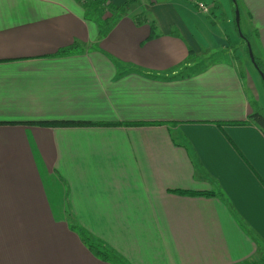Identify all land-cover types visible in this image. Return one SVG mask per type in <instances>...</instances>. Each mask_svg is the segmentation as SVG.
Listing matches in <instances>:
<instances>
[{
	"label": "crops",
	"instance_id": "obj_1",
	"mask_svg": "<svg viewBox=\"0 0 264 264\" xmlns=\"http://www.w3.org/2000/svg\"><path fill=\"white\" fill-rule=\"evenodd\" d=\"M199 2L208 14L139 0L99 36L75 0H0V264H111L74 221L128 264H264V136L216 125L263 113L264 86L229 56L241 43L230 0ZM236 2L264 66V0ZM73 42L81 54L53 58ZM219 53L188 78L137 73L168 77ZM64 180L81 194L71 207Z\"/></svg>",
	"mask_w": 264,
	"mask_h": 264
},
{
	"label": "trees",
	"instance_id": "obj_2",
	"mask_svg": "<svg viewBox=\"0 0 264 264\" xmlns=\"http://www.w3.org/2000/svg\"><path fill=\"white\" fill-rule=\"evenodd\" d=\"M75 1L77 3H79V5L81 6V8L84 11V14H85L84 16L87 17V18H89L87 16V12L89 10L94 12V14H99L100 13V14H104V15H109L104 20L100 19V23L97 24V29L99 31V36H102L104 33L107 32V30L112 25H114V23H116L122 17L127 15L129 13V10L131 9V7L133 5H135L138 0H125V2L119 7H115V6L111 5L107 0H75ZM183 1L194 2V7L196 9L197 4H198V2L200 0H183ZM235 1H237V0H235ZM230 2H231V5H232L233 19H234L235 7H234V4L232 3V0H230ZM236 4H237V7H238V2H236ZM109 20H110V23H108ZM135 22L138 25L141 24V23H147L149 25L150 34H149L148 40H151V39L157 37V35L155 34L157 32L155 30V27H157V26L155 25L154 21H151L148 18H146V16L142 15V16L137 17ZM97 23H98V21H97ZM101 24L105 25L104 29H102ZM234 25H235V22H234ZM235 29H236V32L238 33V29L236 28V26H235ZM241 34H242L241 36L238 34L240 40H242L244 43H246L248 41V38L242 32H241ZM82 52H83V47L79 43L73 42V44L71 46L58 50L56 52V54H54L53 58L69 57V56H73V55H76V54H81ZM189 53H190V51H189ZM201 65H202V63L198 64V65H192L191 66L190 62H186L185 65L181 66L180 68H178L174 72L175 73L174 75L172 74V75H170L168 77L157 76V75H146L145 73L143 74L139 70H137V73L139 75L144 76V77L155 79V80L161 79V80H165V81H170V80H174V79H178V78H185V77L188 78V77L194 75V73H197V72L207 68L209 64L208 65H204V66H201ZM253 67L255 68V70H256V72L258 74L262 73L263 76H264V71L262 69L263 64H262L261 61H259L258 59L255 58ZM262 84H263V82H262ZM263 86H264V84H263ZM70 124H75V123H61V122H40V123H35V125H37L39 127H42V128L67 127V125H70ZM76 124H78V123H76ZM216 125L219 126L220 128H222L223 126H226V125H231V126L253 125L264 136V116L262 115L261 112L255 111V110H253V112L247 117V119L245 121L230 122V123H225V124L218 123ZM172 192L177 193V194L182 195V196H189V197H214L215 196L214 193H207V192H194V191H172ZM81 241H82V239H81ZM87 249L89 250L91 255L94 256L95 258H97V259H99L101 261H104V262L111 263L110 261H108L106 259V256H104L103 252H99L98 248H95L93 245L87 246Z\"/></svg>",
	"mask_w": 264,
	"mask_h": 264
},
{
	"label": "rangeland",
	"instance_id": "obj_3",
	"mask_svg": "<svg viewBox=\"0 0 264 264\" xmlns=\"http://www.w3.org/2000/svg\"><path fill=\"white\" fill-rule=\"evenodd\" d=\"M139 1V0H138ZM137 1V2H138ZM100 14V13H99ZM99 14H94V12H92L91 10H89L87 12V16L93 20H97L96 23L99 24L100 23V16ZM108 23H110V20L108 21ZM101 27L102 29H104L105 25L104 24H101ZM155 30L157 32H159V28L158 27H155ZM243 33L245 36L248 37L249 39V35H247V33L245 32L244 30V27L243 25L240 24V33ZM238 35V33H237ZM242 35V34H241ZM240 44L238 46V48H236L234 50L233 53H229V56L233 58V55L235 53V55H239L238 59L241 58L242 61L244 62H249V56H248V47H247V44L249 45V48L251 50V53H252V56L253 58L255 59L254 57V54H253V49H252V45H251V42L248 40L246 43H244L242 40H240ZM227 58L225 56H223L221 53L219 54H211V55H203L201 56L202 60H201V63L205 64V63H208V61H213V60H217V59H220V58ZM233 59H236L235 57ZM257 59V58H256ZM250 63V62H249ZM252 64V63H251ZM192 66V65H191ZM263 71H264V66L262 67ZM255 111H259L260 109L255 106L253 107ZM262 115L264 116V112L262 113ZM64 199L67 201V202H70L71 201V204L70 205H67L68 207H71L72 203H79L80 202V199H81V194H75L73 196L72 194V190H71V187L69 186L68 184V180H64ZM76 196H79V200H75V197ZM71 228L73 227L74 231L81 237L82 239V242L86 245V246H89V245H93L95 248H98V251L99 252H103L104 256H106V259L108 261H110L112 264H128L127 262H125L124 259L122 258H119L117 259L115 253L113 252V249L110 247V246H107V245H103V243H101L100 241H98L97 239L93 238V237H90L88 232H87V228L84 224H79L77 222H71Z\"/></svg>",
	"mask_w": 264,
	"mask_h": 264
},
{
	"label": "water",
	"instance_id": "obj_4",
	"mask_svg": "<svg viewBox=\"0 0 264 264\" xmlns=\"http://www.w3.org/2000/svg\"><path fill=\"white\" fill-rule=\"evenodd\" d=\"M232 3L234 4V7H235V11H234V22H235V26L238 29V34L241 36V33H240V14H239V10H238L236 1L235 0H232ZM247 47H248L249 60L254 65V58L252 56V53H251V50H250L248 44H247ZM259 76H260V78H261V80H262V82L264 84V76H263V74L262 73H259Z\"/></svg>",
	"mask_w": 264,
	"mask_h": 264
},
{
	"label": "built area",
	"instance_id": "obj_5",
	"mask_svg": "<svg viewBox=\"0 0 264 264\" xmlns=\"http://www.w3.org/2000/svg\"><path fill=\"white\" fill-rule=\"evenodd\" d=\"M196 9L201 14H208L209 13L208 7L202 2H198Z\"/></svg>",
	"mask_w": 264,
	"mask_h": 264
}]
</instances>
